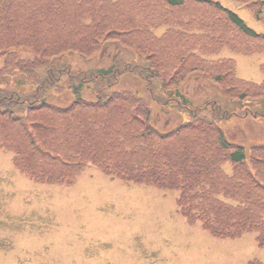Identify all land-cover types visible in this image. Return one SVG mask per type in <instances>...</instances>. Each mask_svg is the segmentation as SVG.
<instances>
[{
    "label": "trees",
    "instance_id": "16d2710c",
    "mask_svg": "<svg viewBox=\"0 0 264 264\" xmlns=\"http://www.w3.org/2000/svg\"><path fill=\"white\" fill-rule=\"evenodd\" d=\"M237 1L264 20V0ZM225 48L264 53V34L217 0H0V147L43 184L73 185L92 164L176 191L189 223L219 238L253 232L264 247V143L246 151L220 126L234 116L264 118V80L242 79L233 58H215ZM112 49L119 53L109 67L72 63ZM125 73L187 120L159 130L150 101L117 88ZM198 78L239 111L216 100L194 105L186 88Z\"/></svg>",
    "mask_w": 264,
    "mask_h": 264
},
{
    "label": "rangeland",
    "instance_id": "374dc122",
    "mask_svg": "<svg viewBox=\"0 0 264 264\" xmlns=\"http://www.w3.org/2000/svg\"><path fill=\"white\" fill-rule=\"evenodd\" d=\"M218 1L264 33V21L256 19L245 5L237 0ZM117 53L112 49L110 57L78 61V65L82 69L107 66ZM122 56L134 57L124 50ZM218 56L234 58L241 78L257 83L264 80V54L241 55L225 48ZM117 88L150 97L142 79L135 75H124ZM186 94L197 99L194 105L216 100L231 110L241 108L240 103H230L218 85L203 78L192 81ZM56 98L63 99L60 95ZM152 107L156 114L157 107ZM165 116L157 126L163 131L187 119L170 109L162 111ZM223 126L226 128V123ZM230 128L235 135V129L243 131L246 147L252 141L264 143V119L245 118L232 122ZM11 158V153L0 149V264H264V248L254 233L219 238L199 223H188L177 210L176 191L124 182L94 166L72 187L41 185L23 175ZM41 247L66 253L51 260L55 255L47 259L39 253Z\"/></svg>",
    "mask_w": 264,
    "mask_h": 264
},
{
    "label": "crops",
    "instance_id": "0c3cea01",
    "mask_svg": "<svg viewBox=\"0 0 264 264\" xmlns=\"http://www.w3.org/2000/svg\"><path fill=\"white\" fill-rule=\"evenodd\" d=\"M42 251H39V253L44 254L46 256L47 259H50L48 255H55V257H52L51 260H55L56 258H59L60 256H64L65 255V250H62L60 248H49V247H41L40 248ZM49 261V260H47ZM51 263H53V261H50ZM57 263L54 264H61V262L59 261H54Z\"/></svg>",
    "mask_w": 264,
    "mask_h": 264
}]
</instances>
